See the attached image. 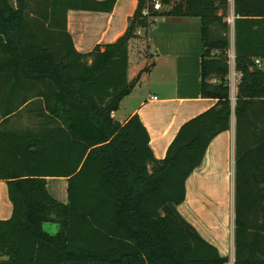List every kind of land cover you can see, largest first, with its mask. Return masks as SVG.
Here are the masks:
<instances>
[{
    "label": "trees",
    "instance_id": "1",
    "mask_svg": "<svg viewBox=\"0 0 264 264\" xmlns=\"http://www.w3.org/2000/svg\"><path fill=\"white\" fill-rule=\"evenodd\" d=\"M152 1L137 0L115 41L81 53L67 11L107 12L116 0H0V179L12 203L0 220V264H227L177 205L232 114L233 264H264V70L255 61L264 59V0H233V100L228 0H159V10ZM145 7L199 18L200 95L216 99L179 127L162 159L136 113L112 116L139 79L127 77L128 43L148 24ZM23 116L25 125L11 122ZM47 177H66V203ZM48 221L55 234L43 230Z\"/></svg>",
    "mask_w": 264,
    "mask_h": 264
},
{
    "label": "crops",
    "instance_id": "2",
    "mask_svg": "<svg viewBox=\"0 0 264 264\" xmlns=\"http://www.w3.org/2000/svg\"><path fill=\"white\" fill-rule=\"evenodd\" d=\"M228 3L230 16L233 0ZM136 5L137 0H116L112 10L107 12L68 10L66 28L76 51L86 53L98 44L115 41L126 30ZM229 27L228 80L233 100L240 73L234 68V30L233 25ZM136 34L128 43L127 77L131 80L139 73V79L112 116L123 123L136 113L148 131L152 154L162 159L179 127L211 107L216 99L200 95L198 17L158 15L149 29L138 28ZM262 61L259 60V67ZM234 136L235 117L232 114L230 127L210 140L201 163L187 177L184 200L177 205L180 215L232 264ZM51 180L55 182L51 184ZM46 185L53 197L61 203L67 202L66 177H47ZM11 214L7 183L0 179V220L10 218ZM42 228L55 234L59 225L48 221Z\"/></svg>",
    "mask_w": 264,
    "mask_h": 264
},
{
    "label": "built area",
    "instance_id": "3",
    "mask_svg": "<svg viewBox=\"0 0 264 264\" xmlns=\"http://www.w3.org/2000/svg\"><path fill=\"white\" fill-rule=\"evenodd\" d=\"M151 4H152L153 9H155V10H159V9H161V7H162V6H161V3H160L159 0H153ZM142 14L145 15V16L147 17V22H148V24H147V26H146L145 28H146V29H149V28L152 26V24H153L152 21H154L155 17H153V16L150 15V13H149V8H148V7H145V8L142 10ZM233 19H234V14H233V12H232L231 15L227 17V21H228L231 25H233ZM255 61H256V62H259L258 59H255Z\"/></svg>",
    "mask_w": 264,
    "mask_h": 264
},
{
    "label": "rangeland",
    "instance_id": "4",
    "mask_svg": "<svg viewBox=\"0 0 264 264\" xmlns=\"http://www.w3.org/2000/svg\"><path fill=\"white\" fill-rule=\"evenodd\" d=\"M229 16V14L227 13V17ZM153 22V21H152ZM229 23V22H228ZM230 24V23H229ZM231 25V24H230ZM230 28V27H229ZM140 43L143 45L144 44V42L142 41V39L140 40ZM133 51H134V47L132 46V53H133ZM260 67L262 68V69H264V59H263V61L261 62V64H260ZM231 80H232V77H231ZM11 122H13L15 125H20V126H22V125H25L27 122H28V120H27V118L25 117V116H23V117H21V120H18L17 118H13L12 120H11ZM55 182V180H51L50 181V183L52 184V183H54ZM227 264H232V261H228V263Z\"/></svg>",
    "mask_w": 264,
    "mask_h": 264
}]
</instances>
